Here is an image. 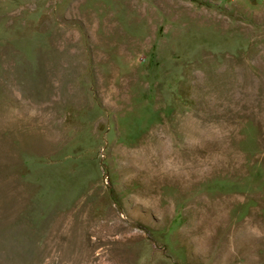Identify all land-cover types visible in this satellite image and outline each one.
Returning a JSON list of instances; mask_svg holds the SVG:
<instances>
[{
    "label": "rangeland",
    "instance_id": "rangeland-1",
    "mask_svg": "<svg viewBox=\"0 0 264 264\" xmlns=\"http://www.w3.org/2000/svg\"><path fill=\"white\" fill-rule=\"evenodd\" d=\"M0 264H264V0H0Z\"/></svg>",
    "mask_w": 264,
    "mask_h": 264
}]
</instances>
